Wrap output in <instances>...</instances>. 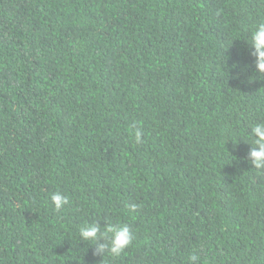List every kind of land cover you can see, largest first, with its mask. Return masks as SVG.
Instances as JSON below:
<instances>
[{"label":"trees","instance_id":"trees-1","mask_svg":"<svg viewBox=\"0 0 264 264\" xmlns=\"http://www.w3.org/2000/svg\"><path fill=\"white\" fill-rule=\"evenodd\" d=\"M261 22L264 0H0V264H264ZM86 222L133 242L101 253Z\"/></svg>","mask_w":264,"mask_h":264},{"label":"clouds","instance_id":"clouds-1","mask_svg":"<svg viewBox=\"0 0 264 264\" xmlns=\"http://www.w3.org/2000/svg\"><path fill=\"white\" fill-rule=\"evenodd\" d=\"M248 42L254 49L252 54L255 56L256 68L259 73L264 74V22L253 28ZM252 79L256 78L252 77ZM129 132L130 138L134 139L135 143H142L143 133L139 129L135 131L129 129ZM250 135L254 137L252 144L255 145L249 153L251 164L255 169H264V122L252 125ZM51 201L57 211L69 204L68 196L59 191L52 193ZM136 207L135 204L129 205L130 210L133 211ZM79 234L84 240L92 243L100 239L106 240L107 243L101 244L98 251L102 253L107 249L109 254L115 257L120 256L132 244L134 239L129 225L120 222L108 224L103 231L98 224H88L86 222L80 227ZM188 259L189 264H197L200 257L191 255Z\"/></svg>","mask_w":264,"mask_h":264}]
</instances>
